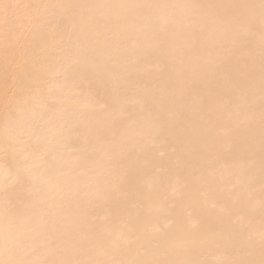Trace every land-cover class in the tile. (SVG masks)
<instances>
[{"label": "bare ground", "instance_id": "bare-ground-1", "mask_svg": "<svg viewBox=\"0 0 264 264\" xmlns=\"http://www.w3.org/2000/svg\"><path fill=\"white\" fill-rule=\"evenodd\" d=\"M0 264H264V0H0Z\"/></svg>", "mask_w": 264, "mask_h": 264}]
</instances>
